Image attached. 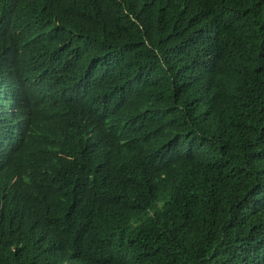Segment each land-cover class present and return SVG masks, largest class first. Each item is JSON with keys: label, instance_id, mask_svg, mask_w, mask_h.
Segmentation results:
<instances>
[{"label": "trees", "instance_id": "1", "mask_svg": "<svg viewBox=\"0 0 264 264\" xmlns=\"http://www.w3.org/2000/svg\"><path fill=\"white\" fill-rule=\"evenodd\" d=\"M0 41L91 109L2 160L0 264H264V0H0Z\"/></svg>", "mask_w": 264, "mask_h": 264}, {"label": "clouds", "instance_id": "2", "mask_svg": "<svg viewBox=\"0 0 264 264\" xmlns=\"http://www.w3.org/2000/svg\"><path fill=\"white\" fill-rule=\"evenodd\" d=\"M3 43L0 41L1 45ZM41 52L50 55V53H46V50ZM6 59L5 56L0 57V96L2 99L7 100L8 105L6 114L2 118V128L0 129V173L6 167L13 166L2 162V160L12 155L20 154L24 149L42 147L47 151H53L56 155L65 150V147L60 144L61 138L70 128L77 127L78 124V121L70 116L69 110L71 107L69 109L64 107L66 102H70L71 106H84L90 109L88 100L78 85L71 82L73 90L68 94H52L43 87L30 82L29 75L25 70L15 69L11 62ZM69 69L79 72L77 63L73 64ZM20 82L27 87H32L35 95H43L45 101L35 104L33 110L26 111L18 104L11 89L13 85ZM56 95L58 96L57 98L53 97ZM107 95L112 100H133L129 91L118 95L114 92H109ZM29 100L31 99L29 98ZM49 110L54 112V119L47 117L46 111ZM88 125L89 122L76 128L78 135L84 139L85 144L89 140ZM81 130L84 131L81 132ZM104 143L103 141L98 145ZM74 146L76 147L77 143Z\"/></svg>", "mask_w": 264, "mask_h": 264}]
</instances>
